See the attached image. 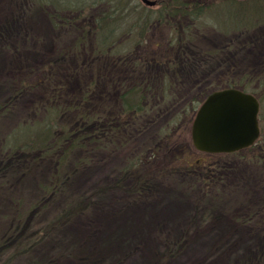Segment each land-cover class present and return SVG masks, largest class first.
I'll list each match as a JSON object with an SVG mask.
<instances>
[{
  "label": "rangeland",
  "instance_id": "obj_1",
  "mask_svg": "<svg viewBox=\"0 0 264 264\" xmlns=\"http://www.w3.org/2000/svg\"><path fill=\"white\" fill-rule=\"evenodd\" d=\"M153 1L149 8L142 0H0V106H7L0 116V157L12 149L11 141H23L39 128L45 117L41 104H57L52 99L56 92L68 107L78 86L95 76L100 79L97 97L108 89L101 79L106 74L130 78V70L122 66L100 69L111 59L94 51V32L87 34L80 53L70 52L83 27L101 25L107 12L112 17L106 25H120L122 39L139 36L141 25H134L135 19L149 17L142 38L153 47L149 60L156 66L135 74L153 81L167 77L177 98L167 109L163 104L152 128L132 142L76 153L68 165L69 179L40 209L28 210L46 195L43 184L52 175L50 163L36 162L24 174H6L0 187V264H264V106L260 136L253 144L257 150L247 147L214 158L205 152H180L181 160L174 159L171 169H161L142 185L135 180L137 168L126 171L131 156L159 140L160 128L193 98L200 99L210 83L235 79L264 104V0H201L196 6L195 0H186V8L178 11L173 4L182 0ZM169 35L186 36L190 45L179 43L182 51L171 57L175 48H165L162 55L158 44ZM211 49L223 52L203 71V53ZM138 53L145 55L143 48ZM167 53L172 66L165 64ZM194 67L199 77L191 71ZM117 92L111 89L110 101ZM152 92L146 93L149 99ZM67 112L72 118V111ZM174 151L165 152L170 161ZM78 159L79 167L72 170ZM195 159L214 160L211 181L183 168ZM22 207L27 212L21 214L23 233L43 234L27 252L17 253L23 235L19 240L10 230L21 220Z\"/></svg>",
  "mask_w": 264,
  "mask_h": 264
},
{
  "label": "trees",
  "instance_id": "obj_2",
  "mask_svg": "<svg viewBox=\"0 0 264 264\" xmlns=\"http://www.w3.org/2000/svg\"><path fill=\"white\" fill-rule=\"evenodd\" d=\"M188 1V0H187ZM186 0H182L181 4H173V10L178 11V9H185L187 4ZM195 6L197 3L202 4L201 0H195L193 2ZM122 4V3H121ZM120 6L118 5L117 8ZM202 6H199V10ZM75 8H78L75 6ZM120 9H123L121 7ZM202 7V12H203ZM115 13V11H114ZM119 14L120 10L118 11ZM112 14V12H111ZM109 12L103 14L101 25H91L88 27H83L84 32L81 37H78L76 46L70 49V52H81L85 46V39L87 34L90 32L95 33L96 38V53L106 56L111 60L104 63L100 68L108 69V67L122 66V68H127L130 70V78L126 76H121L118 79L110 78L109 74L101 77L107 81L108 89L104 93V97H97L94 94V89L100 83V79H91L89 83L81 87L76 93H73L71 102L68 107H66L64 100H58L60 92L52 95V99L58 102L57 104H41L42 109L45 110L44 121L40 125L36 126L32 133L26 137L23 141H18L13 143L11 141L10 146L12 149L8 153L0 157V187L4 185L8 173L18 172L24 174L28 171L36 162H49L52 167V175L43 184L44 192L46 193L44 199L31 205L28 210L40 209L45 206L44 201L51 195L58 193L63 187L66 180L69 179V163L72 161L73 157L78 154V152L93 150V149H106L108 147L119 148L126 145L128 142L137 139L140 135L145 134V132L152 128L155 122L152 121L153 117L158 115V110H160L163 104L166 105V109L169 105H173L177 102V98L174 101L172 97L171 88L174 89V82H170L167 77L163 80H151L150 78L143 79L142 76H136L135 71L141 72L143 68H153L156 66L152 63L149 58L152 56L154 50L152 46L146 43L142 35H145L148 31L150 22L149 17H140L135 19L134 25H141L139 27V36L124 37L121 32L123 29L120 25H106V20L112 17ZM119 17V16H118ZM113 18V19H117ZM121 18V17H120ZM99 19V18H98ZM119 19V18H118ZM260 19V17H256ZM116 31V32H115ZM169 39L159 43V48H163L161 53L163 55L165 48H175L171 53V57L175 52L182 51L181 45L179 43L189 44V40L186 36H180L172 38L169 35ZM123 41V42H122ZM176 44H172L175 43ZM142 46L145 55L139 56L138 49H142L138 45ZM178 45V46H176ZM188 45L185 46L188 48ZM148 46V47H146ZM80 49V50H76ZM156 49V48H154ZM186 51V50H185ZM223 50L211 49L205 51L204 59L202 60L201 68L204 71L205 66L213 58L220 56ZM138 53V54H137ZM161 55V56H162ZM170 54L167 53L164 57L166 65L172 66L170 63ZM196 72L195 75L199 77L197 73L198 69L195 67L191 69ZM201 72V69L199 73ZM141 74V73H140ZM37 84L41 82V79L35 80ZM225 82V83H224ZM63 87V86H62ZM118 90L114 101H110L108 98L109 93L112 88ZM239 88L246 91L247 86L241 82L234 80H222L217 81L216 85L212 86V83L207 87L208 91H203L200 94V99L193 98L185 108L177 114L175 118L167 123L165 127H161L158 132L159 140L154 141L149 146H146L143 152L134 153L131 156V163L127 166L126 171H130L137 168L139 171L138 177H135L137 184L142 185L144 182L148 181L151 176H154L161 169H171L173 166V160L180 159L177 155L180 152L188 151L190 155L196 156L201 155V151L197 150L192 143L191 138V125L196 116L197 110L203 100L214 90L212 89H223V88ZM59 88V86H58ZM148 89H152L151 99L148 98L146 94ZM252 93V92H251ZM47 94V93H45ZM262 94V93H261ZM253 95H257L256 92ZM175 96V95H174ZM258 97V96H257ZM260 106L263 107L262 98H258ZM7 106H0V116L2 113L7 111ZM164 109V108H163ZM71 112L72 118L68 117V112ZM161 118V117H160ZM158 117V121H161ZM46 120V121H45ZM35 126V124H33ZM33 126V127H34ZM29 129V128H28ZM32 130V128L30 127ZM17 137H15L16 139ZM14 139V140H15ZM263 139V138H262ZM261 142H264L263 140ZM166 142V144H165ZM13 143V144H12ZM258 143V142H257ZM165 147L168 149L165 150ZM175 147L174 155L170 161L166 151L169 153L173 151ZM170 148V149H169ZM257 144L245 149V150H257ZM21 157H18L19 154ZM77 153V154H76ZM207 155V154H206ZM214 158L216 154L208 155ZM22 158V159H21ZM181 160V159H180ZM186 161V170L190 173H199L200 178H204L205 181H211L214 176V160L206 162L204 159H195L193 163ZM80 159L76 162L72 170H76L79 166L78 163ZM149 165L148 169L141 171L142 167ZM174 165V164H173ZM50 194V195H49ZM20 206L23 204L20 203ZM23 207L20 208L19 216L21 220H17L11 226L10 233L13 234L17 239L21 238V244L17 253L27 252L32 248L38 238H41L43 231H38L37 234L27 235L23 233V215L27 213ZM64 215V212L61 215ZM12 239L11 237L8 238Z\"/></svg>",
  "mask_w": 264,
  "mask_h": 264
},
{
  "label": "water",
  "instance_id": "obj_3",
  "mask_svg": "<svg viewBox=\"0 0 264 264\" xmlns=\"http://www.w3.org/2000/svg\"><path fill=\"white\" fill-rule=\"evenodd\" d=\"M149 6L153 0H142ZM260 102L239 88H226L208 95L191 126L195 148L209 154L234 153L252 146L260 136Z\"/></svg>",
  "mask_w": 264,
  "mask_h": 264
},
{
  "label": "flooded vegetation",
  "instance_id": "obj_4",
  "mask_svg": "<svg viewBox=\"0 0 264 264\" xmlns=\"http://www.w3.org/2000/svg\"><path fill=\"white\" fill-rule=\"evenodd\" d=\"M147 7V6H146ZM152 7V6H149V8Z\"/></svg>",
  "mask_w": 264,
  "mask_h": 264
}]
</instances>
